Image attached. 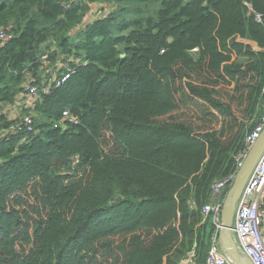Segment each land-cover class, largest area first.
<instances>
[{"label": "trees", "instance_id": "16d2710c", "mask_svg": "<svg viewBox=\"0 0 264 264\" xmlns=\"http://www.w3.org/2000/svg\"><path fill=\"white\" fill-rule=\"evenodd\" d=\"M0 29V107L75 71L0 139V264H206L201 210L264 117V1L0 0Z\"/></svg>", "mask_w": 264, "mask_h": 264}, {"label": "built area", "instance_id": "2783aa9c", "mask_svg": "<svg viewBox=\"0 0 264 264\" xmlns=\"http://www.w3.org/2000/svg\"><path fill=\"white\" fill-rule=\"evenodd\" d=\"M71 4H77L80 0H70ZM264 1V0H262ZM259 20V16H256ZM12 39L7 30L0 29V44L6 46ZM40 60H46L42 56ZM25 72V71H24ZM74 69L69 65L61 72L53 82L42 81L39 85L29 74H25V80L21 87V95L24 98H36L38 96H50L61 88L73 76ZM51 83V84H49ZM40 86V88H39ZM40 94V95H38ZM5 127L0 115V139L8 140L12 136L34 133V122L31 116H22ZM70 123L76 125L78 119L71 116L68 111L62 113L61 121L53 123V129H65L64 125ZM264 132V117L253 127L244 141V150L235 159V171L212 187L213 201L202 208L204 218H209L214 228L210 248L206 258V264H234L222 248L219 235L222 231L221 213L225 202L222 193L231 189L233 183L239 179L241 169L246 162L251 148L257 143ZM231 236L234 246L241 256L248 258L252 264H264V151L259 158L252 174L237 197L235 202L234 217L231 226ZM193 255L180 264H188Z\"/></svg>", "mask_w": 264, "mask_h": 264}, {"label": "water", "instance_id": "95a60500", "mask_svg": "<svg viewBox=\"0 0 264 264\" xmlns=\"http://www.w3.org/2000/svg\"><path fill=\"white\" fill-rule=\"evenodd\" d=\"M264 151V132L251 148L245 164L241 169V175L236 180L229 192L226 194L224 206L221 213L222 231L219 239L226 255L233 261L234 264H252L251 261L240 255L236 250L231 236V226L234 217L235 202L237 197L241 194L247 179L252 174L259 158Z\"/></svg>", "mask_w": 264, "mask_h": 264}, {"label": "crops", "instance_id": "0c3cea01", "mask_svg": "<svg viewBox=\"0 0 264 264\" xmlns=\"http://www.w3.org/2000/svg\"><path fill=\"white\" fill-rule=\"evenodd\" d=\"M111 8H114V6H110V7L105 6V5L100 6L99 4L90 5V11L91 12L86 14V18H85L86 24L87 23H93L96 20L101 19L104 13H100L99 12L100 10L104 9L105 11H108ZM242 41L246 42L247 44L252 46L254 50L257 49V46L254 43H251L249 41H244V40H242ZM48 46H49L48 44L43 45V49H46ZM64 63L65 62L62 61V62H58L54 66H48L47 65L46 67H44V69H42L38 73L37 79L39 80V83L42 81L52 82V80L57 78L58 75L61 73V72L59 73V71H61ZM67 64L65 63L64 66L66 67ZM30 100H34V98H30V97L24 98L21 94H19L16 103L10 104V105H3L0 107V115L4 116V118L6 120H8L9 123L12 122V120L13 121L17 120L18 116L16 119H13V117H14L13 114H15L16 112H19V111L24 112V110H27L30 107H33L32 103H31L32 101H30ZM225 198H226V195H225Z\"/></svg>", "mask_w": 264, "mask_h": 264}, {"label": "rangeland", "instance_id": "374dc122", "mask_svg": "<svg viewBox=\"0 0 264 264\" xmlns=\"http://www.w3.org/2000/svg\"><path fill=\"white\" fill-rule=\"evenodd\" d=\"M66 66H68V65H66ZM52 82H53V80H52ZM51 82V83H52ZM51 83H49V84H51ZM39 88H40V86H39ZM38 95H40V94H38ZM30 101H32L31 103L32 104H36L37 102H35L34 100H30ZM35 103H34V102ZM13 119H16L17 118V116H18V119L19 118H23L22 116H31L32 118H33V120L35 121V119L36 118H39V120H43L42 119V117H41V115H39L38 113L36 114V118L35 117H33V115H32V113H27V112H23V111H19V112H16L15 114H13ZM41 118V119H40ZM15 121V120H14ZM9 121L8 120H6V119H4V121H3V124H6V123H8ZM12 122H13V120H12ZM185 261V260H184ZM189 264V263H188Z\"/></svg>", "mask_w": 264, "mask_h": 264}]
</instances>
